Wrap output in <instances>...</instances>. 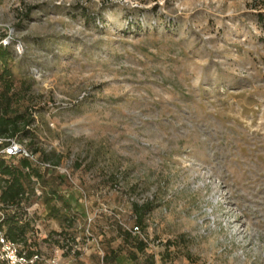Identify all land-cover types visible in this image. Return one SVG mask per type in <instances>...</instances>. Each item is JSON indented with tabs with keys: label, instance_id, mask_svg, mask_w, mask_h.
<instances>
[{
	"label": "rangeland",
	"instance_id": "374dc122",
	"mask_svg": "<svg viewBox=\"0 0 264 264\" xmlns=\"http://www.w3.org/2000/svg\"><path fill=\"white\" fill-rule=\"evenodd\" d=\"M4 41L13 140L57 167L38 264H264V0H0Z\"/></svg>",
	"mask_w": 264,
	"mask_h": 264
},
{
	"label": "trees",
	"instance_id": "16d2710c",
	"mask_svg": "<svg viewBox=\"0 0 264 264\" xmlns=\"http://www.w3.org/2000/svg\"><path fill=\"white\" fill-rule=\"evenodd\" d=\"M258 20H263L261 14L258 15ZM10 57L11 53L9 48L0 43V64L3 65L7 63ZM3 73L4 76L6 74L9 76V73L8 71L6 72V70H4ZM11 89V85L8 82H5L4 89L0 92V150L8 145L9 142L18 135L27 136L28 132L26 128L33 122V118L31 116L25 118L22 114L13 111L11 106ZM38 161L47 162L51 165H54L55 163L50 160L48 155H45L44 159ZM48 172L49 170L40 168L37 163H34L26 158H10L4 154H0V204L3 206L15 205L18 207L23 199H27L29 193L28 187H30L29 191L32 193L31 177L36 178L40 184L45 181V175ZM54 197H57V195L55 194ZM57 198L60 197L58 196ZM135 208L138 209L137 206H135ZM16 217V215L11 214L5 216V219L2 221V225L7 226L5 235L10 241L22 242L26 244L27 239L25 234L28 224H19V220ZM141 220L142 214L139 212L137 224H140ZM70 222L72 224L73 220H70ZM120 230L122 229L120 228ZM122 233L126 240L133 239L137 252L144 255L146 244L138 238L132 237L130 232L122 230ZM27 255L30 256L32 253L29 252ZM134 259H136L135 256ZM108 260L110 259L106 257V264H111ZM111 260L115 264H118L115 255L111 258ZM145 260L144 264H155L152 256H145Z\"/></svg>",
	"mask_w": 264,
	"mask_h": 264
},
{
	"label": "built area",
	"instance_id": "2783aa9c",
	"mask_svg": "<svg viewBox=\"0 0 264 264\" xmlns=\"http://www.w3.org/2000/svg\"><path fill=\"white\" fill-rule=\"evenodd\" d=\"M2 45L6 46V42H2ZM0 154H4L5 156L10 158H26L34 163H37L40 168H44L49 171L55 170L57 168L54 165H51L50 163L39 162L37 158L33 155V153L27 151L24 147L16 143L14 140H11L8 145L1 149ZM64 174H66L65 171ZM31 184L32 193L37 197L40 196V184L37 179L31 177ZM25 200L26 199H23V201L19 204L18 207L15 205L3 206L2 204H0V264H38L40 262V256L38 254H32L28 256L19 242H13L7 239L5 235L6 231L3 230V226L5 225H2V221L5 219V216L10 215V213L11 215L17 216L16 218L19 220V224L21 225L25 224L26 222L31 223V208L26 207L24 205ZM7 209L21 210L23 215H18L14 213V211H10V213H7ZM134 231H138V227H135Z\"/></svg>",
	"mask_w": 264,
	"mask_h": 264
}]
</instances>
